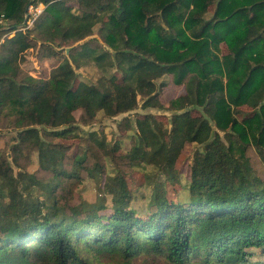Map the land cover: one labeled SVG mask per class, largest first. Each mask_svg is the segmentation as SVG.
<instances>
[{"label": "trees", "instance_id": "obj_1", "mask_svg": "<svg viewBox=\"0 0 264 264\" xmlns=\"http://www.w3.org/2000/svg\"><path fill=\"white\" fill-rule=\"evenodd\" d=\"M39 1L45 7L30 28L25 16L35 0H0V29L14 32L0 54V114L24 126L20 142L53 161L54 179L76 172L53 167L59 151L40 139L37 126L65 137L75 110L89 118L99 111L115 116L136 108L138 96L141 107L172 113L167 123L148 112L136 117L128 163H150L174 182L184 145L203 149L192 159L188 201L169 200L157 186L145 216L130 206L121 173L108 177L110 206H64L55 197L47 203L16 192L15 177L0 159V178L11 185L8 201L0 202V264H94L87 248L120 255L119 264H130L141 250L165 256L168 264H264L254 259L255 250L264 253V182L245 153L250 144L264 151V0H75L76 7L68 0ZM95 28L109 50L88 46ZM31 35L56 47L85 41L68 57L52 54L55 64L46 75L17 79ZM80 59L107 73L96 83L74 84L72 64ZM107 67L118 68L120 80ZM167 76L183 84L184 93L162 104L158 89ZM242 106L251 111L239 119Z\"/></svg>", "mask_w": 264, "mask_h": 264}, {"label": "rangeland", "instance_id": "obj_2", "mask_svg": "<svg viewBox=\"0 0 264 264\" xmlns=\"http://www.w3.org/2000/svg\"><path fill=\"white\" fill-rule=\"evenodd\" d=\"M68 3L76 7L75 0H68ZM44 7L45 5L39 0H35L28 7L26 27L33 26L34 19ZM212 9L213 7H210L206 16H210ZM0 25L3 24L0 23ZM4 26L6 27V25ZM13 34V31H6L5 28L0 29V54L6 52V46L3 45L5 39ZM31 37L33 38L32 45L27 49L24 59L20 62L21 71L17 79H21L25 75L32 78L46 75L55 64V61L50 59L52 54L59 59L63 54L68 57L70 49L79 50L80 44L85 41L56 47L55 44H42L33 35ZM86 40H88V46L91 49L109 50L103 44L96 28ZM224 51L225 47L221 44V52ZM72 66L76 74L74 84L78 81L96 83L103 74L107 73L94 60L80 59L76 63L73 62ZM107 69L117 80H120L122 72L118 68L107 67ZM165 80L167 84L158 89V97L162 104H168L171 99L184 93L183 84H174L170 76L165 77ZM137 98L136 108L115 116H107L99 111L93 118H89L84 115L82 110H75L73 112L75 122L65 137H54L47 131L50 130L48 127L37 126L41 128L40 139L59 151L53 167L58 171L76 172L75 177L65 176V178H59L58 180H61L59 182L54 179L53 171L50 169L53 161L42 160L37 146L29 141L20 142L18 132L24 126L17 124L14 116L0 114V159H6L4 169H9L8 173H12L15 177L16 192H20L31 200H46L47 203L55 197L64 206H73L82 202L99 203L100 201H104L103 204L110 206L112 203L111 194L106 189V183L109 181V176L121 173L132 193L130 206L136 210L137 214L142 216L148 214V205L153 199V192L157 186L163 188L169 200L186 203L192 159L197 151H202L203 146L196 143L184 145L175 162V169L178 173L174 182L168 180L167 176L162 175L157 167L150 163H128L124 156L135 141L136 117L148 112L157 115L164 123H167L172 113L170 110L155 107L143 108L141 107L143 98L140 96ZM190 108L193 109V113L203 114L199 107L191 106ZM240 110L242 112L237 115L239 119L244 113L250 112L251 108L242 106ZM219 134L226 143L224 132L220 131ZM101 143L102 145H100ZM245 153L253 172L264 182V151H260L250 144L246 147ZM75 158H79L82 164L76 163ZM44 165L46 168L43 167ZM56 180L57 185H55ZM10 186L6 180L0 178V202L8 201L7 194ZM255 252L254 259L264 260L262 251L255 250ZM84 253L94 264H119L122 262L121 256L117 254L98 255L88 248ZM130 264L168 263L165 256L161 254L141 250L130 260Z\"/></svg>", "mask_w": 264, "mask_h": 264}, {"label": "water", "instance_id": "obj_3", "mask_svg": "<svg viewBox=\"0 0 264 264\" xmlns=\"http://www.w3.org/2000/svg\"><path fill=\"white\" fill-rule=\"evenodd\" d=\"M26 18H27V14H26V16H25V20H26Z\"/></svg>", "mask_w": 264, "mask_h": 264}]
</instances>
